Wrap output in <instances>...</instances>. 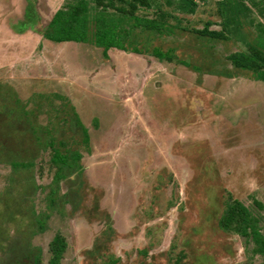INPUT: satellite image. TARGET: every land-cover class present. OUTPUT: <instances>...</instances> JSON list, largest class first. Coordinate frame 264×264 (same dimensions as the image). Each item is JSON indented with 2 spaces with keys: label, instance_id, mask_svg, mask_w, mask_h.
Masks as SVG:
<instances>
[{
  "label": "rangeland",
  "instance_id": "rangeland-1",
  "mask_svg": "<svg viewBox=\"0 0 264 264\" xmlns=\"http://www.w3.org/2000/svg\"><path fill=\"white\" fill-rule=\"evenodd\" d=\"M218 1L137 10L175 16L172 32L140 36L141 54L64 42L31 78L0 74V264H46L56 233L60 264H264L250 238L218 225L238 199L264 233V82L228 59L264 41V0L239 1L235 21ZM205 26L226 38L195 34ZM51 143L79 151L80 174L54 182Z\"/></svg>",
  "mask_w": 264,
  "mask_h": 264
},
{
  "label": "trees",
  "instance_id": "trees-1",
  "mask_svg": "<svg viewBox=\"0 0 264 264\" xmlns=\"http://www.w3.org/2000/svg\"><path fill=\"white\" fill-rule=\"evenodd\" d=\"M166 1L174 5L177 11L185 14H193L197 8L195 0ZM226 1H218L220 13L223 15L222 11L227 9L226 3L229 2L230 17L235 21L243 9L239 3L242 0ZM152 3L153 0H64L43 36L54 42L91 43L102 48V55L105 58H108V50L111 48L141 54L143 51L139 45L140 36L142 37L143 34L151 38L163 36L165 33L172 32L173 28L167 22V18L174 15L160 8H157L153 17L136 13L137 10L151 8ZM224 28L217 31L205 26L194 32L200 37L219 40L226 38ZM246 43L248 50L245 53L231 54L228 59L235 68L250 71L254 80L264 82V41H255V44ZM150 52L159 60L173 61L176 58L171 48L163 50L158 46H153ZM180 63L185 66L189 64L186 61H180ZM195 68L199 70L198 67ZM72 124L71 129L77 132L75 127H78L83 136L82 142L86 144L88 142L87 129L76 112ZM52 150L51 162L58 167L53 177L56 184L66 178L70 171H77L80 174L82 167L79 164L81 159L79 151L70 149L60 151L54 144ZM66 194L71 196L72 193ZM227 202V208L218 222L219 227L224 231H233L247 239L250 238L255 245L254 251L264 255V233H261L257 226L258 218L238 199H229ZM256 205L264 210L262 203L256 201ZM66 247L64 236L56 233L48 246L50 256L46 264H60ZM39 260L37 257L28 264H38Z\"/></svg>",
  "mask_w": 264,
  "mask_h": 264
},
{
  "label": "crops",
  "instance_id": "crops-1",
  "mask_svg": "<svg viewBox=\"0 0 264 264\" xmlns=\"http://www.w3.org/2000/svg\"><path fill=\"white\" fill-rule=\"evenodd\" d=\"M63 2L0 0V74L7 69L6 79L31 78L40 53L45 58L56 54V46L64 42H53L43 33Z\"/></svg>",
  "mask_w": 264,
  "mask_h": 264
},
{
  "label": "bare ground",
  "instance_id": "bare-ground-1",
  "mask_svg": "<svg viewBox=\"0 0 264 264\" xmlns=\"http://www.w3.org/2000/svg\"><path fill=\"white\" fill-rule=\"evenodd\" d=\"M69 54V53H68ZM153 133V132H152Z\"/></svg>",
  "mask_w": 264,
  "mask_h": 264
}]
</instances>
